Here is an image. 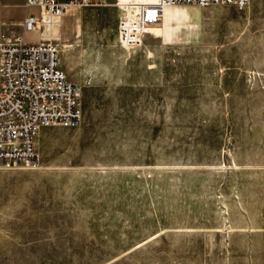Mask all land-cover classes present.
<instances>
[{"label": "rangeland", "instance_id": "374dc122", "mask_svg": "<svg viewBox=\"0 0 264 264\" xmlns=\"http://www.w3.org/2000/svg\"><path fill=\"white\" fill-rule=\"evenodd\" d=\"M85 40L80 124L0 168V264H264V0Z\"/></svg>", "mask_w": 264, "mask_h": 264}, {"label": "built area", "instance_id": "2783aa9c", "mask_svg": "<svg viewBox=\"0 0 264 264\" xmlns=\"http://www.w3.org/2000/svg\"><path fill=\"white\" fill-rule=\"evenodd\" d=\"M249 0H115V32L124 50L142 45L146 30L161 22L165 8L179 4L206 8H245ZM101 6V0H25L38 16L21 22V31L38 32V42L24 43L20 35L0 36V168L38 162L36 137L41 128H76L82 118L81 86L67 82L58 68L61 19L69 8Z\"/></svg>", "mask_w": 264, "mask_h": 264}, {"label": "crops", "instance_id": "0c3cea01", "mask_svg": "<svg viewBox=\"0 0 264 264\" xmlns=\"http://www.w3.org/2000/svg\"><path fill=\"white\" fill-rule=\"evenodd\" d=\"M56 1L58 3H65L67 0ZM101 2L106 7H72L66 10L61 19L60 41L61 44L70 45V49L69 47L59 49L58 68L69 83L80 84L82 75L78 68L71 69L65 64L64 58L66 53L71 49L77 50L80 48V46L74 47V45L79 42H86V38H90L94 34H99L103 31V27L107 25L112 26L115 32L116 13L112 9L115 0H101ZM36 16H38V8L25 7V0H0V36L4 34L20 35L24 43H37L38 32L21 31L20 28L21 22L25 18Z\"/></svg>", "mask_w": 264, "mask_h": 264}]
</instances>
